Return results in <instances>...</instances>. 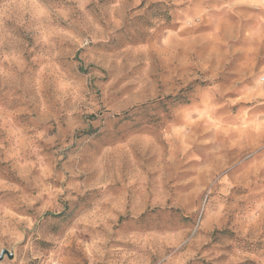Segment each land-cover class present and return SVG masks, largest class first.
Segmentation results:
<instances>
[{"label":"rangeland","instance_id":"374dc122","mask_svg":"<svg viewBox=\"0 0 264 264\" xmlns=\"http://www.w3.org/2000/svg\"><path fill=\"white\" fill-rule=\"evenodd\" d=\"M0 264H264V0H0Z\"/></svg>","mask_w":264,"mask_h":264},{"label":"water","instance_id":"95a60500","mask_svg":"<svg viewBox=\"0 0 264 264\" xmlns=\"http://www.w3.org/2000/svg\"><path fill=\"white\" fill-rule=\"evenodd\" d=\"M5 255H8L9 257L11 256L10 253H9V251L7 249H2L0 251V262L3 260V258H4Z\"/></svg>","mask_w":264,"mask_h":264}]
</instances>
